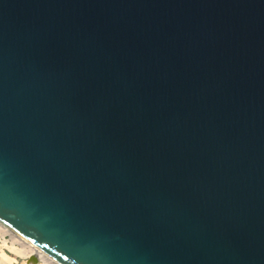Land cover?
Wrapping results in <instances>:
<instances>
[{
    "label": "water",
    "instance_id": "obj_1",
    "mask_svg": "<svg viewBox=\"0 0 264 264\" xmlns=\"http://www.w3.org/2000/svg\"><path fill=\"white\" fill-rule=\"evenodd\" d=\"M0 224L60 264H264V0H0Z\"/></svg>",
    "mask_w": 264,
    "mask_h": 264
},
{
    "label": "bare ground",
    "instance_id": "obj_2",
    "mask_svg": "<svg viewBox=\"0 0 264 264\" xmlns=\"http://www.w3.org/2000/svg\"><path fill=\"white\" fill-rule=\"evenodd\" d=\"M2 236H7L9 240L7 241V244H5V246H4V242H2L0 247L6 248L8 251L12 252L15 255H18L20 257L34 256L36 257L37 260L40 261V264H60L59 262L54 261L53 259L49 258L42 252L38 251L24 240L20 239L9 228L0 224V237ZM15 243H17L18 245L16 246ZM14 260L15 259L3 254L2 251L0 250V262L2 264H14ZM21 264H26V262H22Z\"/></svg>",
    "mask_w": 264,
    "mask_h": 264
},
{
    "label": "built area",
    "instance_id": "obj_3",
    "mask_svg": "<svg viewBox=\"0 0 264 264\" xmlns=\"http://www.w3.org/2000/svg\"><path fill=\"white\" fill-rule=\"evenodd\" d=\"M3 238H6V239H3ZM8 240H9V239L7 238V236H2V237H0V244H2V242H4V246H5V244H7V241H8ZM8 243H9V242H8ZM15 245L17 246L18 244L15 243ZM0 250H1L2 253L5 254V255H13V256L15 257V258H13V259H15V260H14V264H18L17 260H20L21 263H22V262H25V261L29 258V256H23V257H20V256H18V255H15V254H13L12 252L8 251L6 248H3V247H2V249H0ZM0 264H2V263L0 262ZM36 264H40V261L37 260Z\"/></svg>",
    "mask_w": 264,
    "mask_h": 264
},
{
    "label": "rangeland",
    "instance_id": "obj_4",
    "mask_svg": "<svg viewBox=\"0 0 264 264\" xmlns=\"http://www.w3.org/2000/svg\"><path fill=\"white\" fill-rule=\"evenodd\" d=\"M3 239H6V238H3ZM0 246H1V244H0ZM0 249H2V248L0 247ZM7 256H9L11 258H15L13 255H7ZM17 262H18V264H21V261L20 260H17Z\"/></svg>",
    "mask_w": 264,
    "mask_h": 264
}]
</instances>
